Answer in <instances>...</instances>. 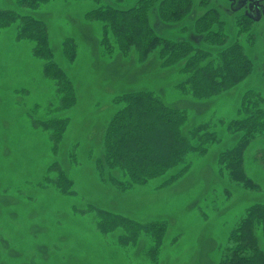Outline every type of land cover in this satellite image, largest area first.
<instances>
[{
  "label": "rangeland",
  "instance_id": "obj_1",
  "mask_svg": "<svg viewBox=\"0 0 264 264\" xmlns=\"http://www.w3.org/2000/svg\"><path fill=\"white\" fill-rule=\"evenodd\" d=\"M99 1L115 8L136 3ZM228 2L210 0L222 16L228 39L220 48L206 46L204 35L197 32V18L205 12L197 4L179 22L162 21L157 9L149 18L159 36L190 42L212 54L240 41L253 72L214 97L181 92L187 79L185 59L165 67L157 51L143 63L134 50L128 55L117 50L105 53L102 23L86 17L100 6L94 0H48L32 14L46 22L54 61L75 90V105L61 111L62 95L45 75L46 62L35 57V42L20 39L19 22L0 28V264H151L154 243L149 233H142L134 245L123 246L122 230L99 232L94 209L143 225L163 222L166 231L157 264H224L238 223L251 206L264 203V139H257L244 156V171L261 190L249 189L239 173L231 180L219 163L220 154L242 137L231 135L220 121L237 117L249 91L260 93L264 109V23L255 25L252 40L238 36L235 20L240 15L229 9ZM0 10L25 12L16 0H0ZM69 40L77 46L74 58L68 51L71 60L63 49ZM146 91L186 112L189 118L182 130L186 136L211 122L217 125L219 141L205 154L189 152L185 163L162 176L127 187L117 182H128L122 171L105 164L107 131L122 106L117 98ZM57 119H68L58 143L53 136L59 131L45 127ZM60 173L72 182L68 191L60 187ZM256 235L264 251L262 231Z\"/></svg>",
  "mask_w": 264,
  "mask_h": 264
},
{
  "label": "trees",
  "instance_id": "obj_2",
  "mask_svg": "<svg viewBox=\"0 0 264 264\" xmlns=\"http://www.w3.org/2000/svg\"><path fill=\"white\" fill-rule=\"evenodd\" d=\"M47 2L48 0H16L19 10L25 12L0 10V28L19 22L20 39L35 42V57L46 62L45 75L56 82L62 95V111L75 105V90L64 71L54 61L46 22L32 14L38 13ZM196 4L205 10L197 18V32L204 35L206 46L222 47L228 41L222 31L224 22L220 12L210 5V0H199L198 3L197 0H136L133 7L126 8L99 3L100 6L89 11L86 17L90 22L102 23L105 53L112 55L117 50L128 55L134 50L139 62L143 63L157 51L158 58L165 67L177 65L185 59L183 71L187 79L181 85V92L184 95L190 93L195 98L214 97L232 90L253 72V64L240 41L212 54L209 50L195 48L190 42H175L159 36L149 19L150 12L157 9L162 21L179 22L191 14ZM235 27L238 36H246L251 40L254 38L252 23L246 19L236 20ZM76 47L71 40L64 43V53L69 60L71 55L68 51L73 53L74 58ZM116 101L122 106L108 127L104 159L110 170H121L128 182L115 178L113 180L128 185L127 187L134 183L145 184L152 177L162 176L178 164L185 163L189 152L195 149L199 154H205L213 143L219 141L215 132L217 125L211 122L191 129L186 136L182 131L189 118L186 112L168 107L153 92L127 94L118 97ZM242 101L235 119L220 121L231 135L241 133L242 137L235 146L220 154L219 163L231 180L239 173L249 189L261 190L246 175L244 156L257 139H264V109L261 106L263 99L260 93L249 91ZM67 126L68 119H57L45 124L53 133L59 131L53 136L56 143L60 141ZM59 181L63 191H68L72 186V182L63 173L59 174ZM94 210L98 218L96 227L99 232L107 235L122 230L119 240L123 246L134 245L142 233H149L154 243L149 250V259L151 264H157L161 239L166 231L163 222L143 225L108 211ZM259 229L264 236V203L251 206L238 223L232 233L231 248L224 264H264V251L260 248L256 235Z\"/></svg>",
  "mask_w": 264,
  "mask_h": 264
},
{
  "label": "flooded vegetation",
  "instance_id": "obj_3",
  "mask_svg": "<svg viewBox=\"0 0 264 264\" xmlns=\"http://www.w3.org/2000/svg\"><path fill=\"white\" fill-rule=\"evenodd\" d=\"M229 9L239 16L240 19H246L255 25L264 23V0H227ZM236 21V20H235Z\"/></svg>",
  "mask_w": 264,
  "mask_h": 264
}]
</instances>
